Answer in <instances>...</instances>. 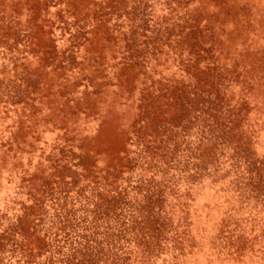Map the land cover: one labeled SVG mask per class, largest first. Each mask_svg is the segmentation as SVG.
Instances as JSON below:
<instances>
[{
	"label": "rangeland",
	"instance_id": "1",
	"mask_svg": "<svg viewBox=\"0 0 264 264\" xmlns=\"http://www.w3.org/2000/svg\"><path fill=\"white\" fill-rule=\"evenodd\" d=\"M0 264H264V0H0Z\"/></svg>",
	"mask_w": 264,
	"mask_h": 264
}]
</instances>
